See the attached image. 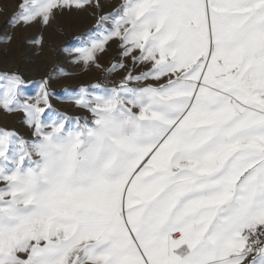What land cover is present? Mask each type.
Masks as SVG:
<instances>
[{"label":"snow or ice","instance_id":"6c2138e0","mask_svg":"<svg viewBox=\"0 0 264 264\" xmlns=\"http://www.w3.org/2000/svg\"><path fill=\"white\" fill-rule=\"evenodd\" d=\"M90 6L20 0L12 24ZM87 39L76 63L118 39L149 69L81 88L91 119L0 74L33 137L0 130V264H264V0H123Z\"/></svg>","mask_w":264,"mask_h":264},{"label":"rangeland","instance_id":"374dc122","mask_svg":"<svg viewBox=\"0 0 264 264\" xmlns=\"http://www.w3.org/2000/svg\"><path fill=\"white\" fill-rule=\"evenodd\" d=\"M19 3L20 0H0V74L21 76L25 81V95L34 97L41 78L51 70L53 61L54 66L58 65L67 44L87 35L89 21L85 10H72L57 13L49 26L40 23L13 26ZM39 37L43 38L42 44L32 43ZM24 127L29 126L22 112L8 113L0 109V130L17 132Z\"/></svg>","mask_w":264,"mask_h":264},{"label":"crops","instance_id":"0c3cea01","mask_svg":"<svg viewBox=\"0 0 264 264\" xmlns=\"http://www.w3.org/2000/svg\"><path fill=\"white\" fill-rule=\"evenodd\" d=\"M121 3H123V0H99V8L94 6L87 7L85 10L89 21L87 35L67 44L64 53H62L60 60L57 62L58 65L54 66L53 61L51 70L41 78V82L47 80L48 89L58 90V92L52 93L49 97L52 109H54L55 112L62 113L70 118L84 117L91 119V113L77 107L74 102V97L79 93L81 88H88L91 90L94 85L99 84L98 73L103 67L111 69L114 64L123 63L125 65L123 69L112 72L120 80L129 72H132L134 75H140L148 71L149 66L143 64L135 65L131 57L122 56L123 49L118 39L109 41L105 46V50L97 53L96 62L87 66L83 62H75L78 53L72 52L69 54V51H66V49L71 50L77 47H84L88 44V34L97 32V21L99 17L114 13L115 10L120 7ZM105 27L111 28L112 25L109 23L106 24ZM41 35L44 36L42 33ZM135 55H138V52L135 53ZM96 64H99L100 67H96ZM50 114V110L46 111V115ZM15 133L25 140H31L33 138L32 129L30 127L19 128ZM0 187H2V185H0Z\"/></svg>","mask_w":264,"mask_h":264},{"label":"built area","instance_id":"2783aa9c","mask_svg":"<svg viewBox=\"0 0 264 264\" xmlns=\"http://www.w3.org/2000/svg\"><path fill=\"white\" fill-rule=\"evenodd\" d=\"M109 68L103 67L98 73V83L103 86L112 87L118 84L121 80L113 73L109 74Z\"/></svg>","mask_w":264,"mask_h":264},{"label":"bare ground","instance_id":"6f19581e","mask_svg":"<svg viewBox=\"0 0 264 264\" xmlns=\"http://www.w3.org/2000/svg\"><path fill=\"white\" fill-rule=\"evenodd\" d=\"M45 35H47V34H45Z\"/></svg>","mask_w":264,"mask_h":264}]
</instances>
